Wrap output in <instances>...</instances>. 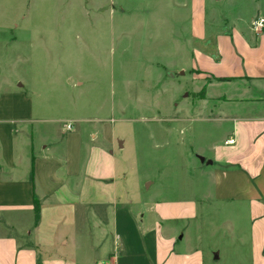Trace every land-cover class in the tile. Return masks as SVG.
<instances>
[{
	"label": "crops",
	"instance_id": "obj_1",
	"mask_svg": "<svg viewBox=\"0 0 264 264\" xmlns=\"http://www.w3.org/2000/svg\"><path fill=\"white\" fill-rule=\"evenodd\" d=\"M180 9L173 32L148 34L144 82L174 103L147 123L189 131L190 176L153 165L130 184L114 119L50 116L0 84V264H264V0Z\"/></svg>",
	"mask_w": 264,
	"mask_h": 264
},
{
	"label": "rangeland",
	"instance_id": "obj_2",
	"mask_svg": "<svg viewBox=\"0 0 264 264\" xmlns=\"http://www.w3.org/2000/svg\"><path fill=\"white\" fill-rule=\"evenodd\" d=\"M181 3L0 0V84H23L35 108L48 105L50 116L114 119L128 183H139L153 165L163 168L156 178L185 181L189 131L179 123H147L157 111L173 117L174 103L170 96L153 101L144 82L148 56L159 46L148 34L160 22L170 33L186 21Z\"/></svg>",
	"mask_w": 264,
	"mask_h": 264
},
{
	"label": "built area",
	"instance_id": "obj_3",
	"mask_svg": "<svg viewBox=\"0 0 264 264\" xmlns=\"http://www.w3.org/2000/svg\"><path fill=\"white\" fill-rule=\"evenodd\" d=\"M251 28L255 33H259L262 30H264V18L262 17H255L252 21H251ZM66 129L67 130H71L72 129V124L68 123L66 124ZM233 140L229 139L226 141V144H232Z\"/></svg>",
	"mask_w": 264,
	"mask_h": 264
},
{
	"label": "trees",
	"instance_id": "obj_4",
	"mask_svg": "<svg viewBox=\"0 0 264 264\" xmlns=\"http://www.w3.org/2000/svg\"><path fill=\"white\" fill-rule=\"evenodd\" d=\"M201 95H203V92H201ZM37 212H38V207L36 205L35 206V220L37 219Z\"/></svg>",
	"mask_w": 264,
	"mask_h": 264
}]
</instances>
